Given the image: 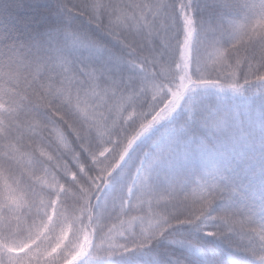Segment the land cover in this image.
Segmentation results:
<instances>
[{"label":"snow or ice","instance_id":"6c2138e0","mask_svg":"<svg viewBox=\"0 0 264 264\" xmlns=\"http://www.w3.org/2000/svg\"><path fill=\"white\" fill-rule=\"evenodd\" d=\"M193 13L192 0H0V264H78L161 237L195 264H231L221 246L264 264V218L215 210L257 176L264 200V12L204 50ZM230 94L253 100L241 110ZM181 117L199 178L157 192L136 167L96 212L137 141Z\"/></svg>","mask_w":264,"mask_h":264},{"label":"trees","instance_id":"16d2710c","mask_svg":"<svg viewBox=\"0 0 264 264\" xmlns=\"http://www.w3.org/2000/svg\"><path fill=\"white\" fill-rule=\"evenodd\" d=\"M192 5L198 27L194 43L197 50H204L213 43L227 47L234 38L233 33L223 31L220 25H226L229 21L252 20L264 12V0H229L227 8L221 7V0H192ZM210 29H215V31ZM204 91L197 89L195 95H200ZM208 91L214 92L215 90L209 89ZM252 100L253 98L229 95V102L241 110L245 109ZM182 119L183 117L161 121L137 141L133 150V166L126 174H121L119 169L113 174L110 178L112 189H107L105 186L102 190L96 201V212L104 211L106 201L110 202L112 197L123 193L129 179L135 174L136 167H143L149 171L148 182L157 192L167 191L173 184L180 182H183L184 186H189L191 182L199 178L201 174L200 154L196 153L194 156L195 165L186 164L183 160L184 153L191 150V144L180 130ZM259 183V176L252 181V184H249L248 179L238 181V194L229 201H218L215 210L230 207L242 214L253 216L257 220L264 218V200L261 199L259 193ZM178 235H186L190 239L193 235L199 237L202 234L180 232ZM205 239L213 240L212 237H205ZM221 252L223 258L231 261V264H256L249 255L234 252L226 246H221ZM199 258L189 247L172 244L165 237H161L144 249L113 256L107 260L108 263L97 257L85 256L78 264H179L180 261L184 264H195Z\"/></svg>","mask_w":264,"mask_h":264},{"label":"clouds","instance_id":"9594fccd","mask_svg":"<svg viewBox=\"0 0 264 264\" xmlns=\"http://www.w3.org/2000/svg\"><path fill=\"white\" fill-rule=\"evenodd\" d=\"M59 229V225L57 226ZM50 239L47 241L49 245L55 244L57 242V233H49ZM68 233L65 231L61 239H67ZM41 243H45V241H41Z\"/></svg>","mask_w":264,"mask_h":264},{"label":"rangeland","instance_id":"374dc122","mask_svg":"<svg viewBox=\"0 0 264 264\" xmlns=\"http://www.w3.org/2000/svg\"><path fill=\"white\" fill-rule=\"evenodd\" d=\"M148 177H149V171H148ZM106 188L107 189H112V184H111V182H109V184L106 186ZM99 260H103V261H105L106 263H108L109 261H107V260H110L111 258H109V257H106V256H99V257H97Z\"/></svg>","mask_w":264,"mask_h":264}]
</instances>
